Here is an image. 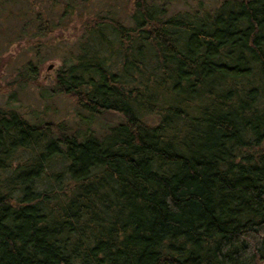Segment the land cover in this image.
<instances>
[{"label":"trees","instance_id":"trees-1","mask_svg":"<svg viewBox=\"0 0 264 264\" xmlns=\"http://www.w3.org/2000/svg\"><path fill=\"white\" fill-rule=\"evenodd\" d=\"M197 2L82 17L53 84L100 135L0 107V264H264V0Z\"/></svg>","mask_w":264,"mask_h":264},{"label":"rangeland","instance_id":"rangeland-1","mask_svg":"<svg viewBox=\"0 0 264 264\" xmlns=\"http://www.w3.org/2000/svg\"><path fill=\"white\" fill-rule=\"evenodd\" d=\"M62 1L0 0V107L15 110L31 124L60 125L61 133L100 135L120 116L79 109L71 97L56 90L53 78L62 57L74 52L85 14L107 10L127 23L132 0H71L69 12L61 14ZM146 1L164 8L166 15L199 8L198 0ZM200 1L203 8L210 9L219 0ZM150 118L156 121V117ZM18 160L15 157L11 165ZM57 163L53 162L50 169L57 168Z\"/></svg>","mask_w":264,"mask_h":264}]
</instances>
